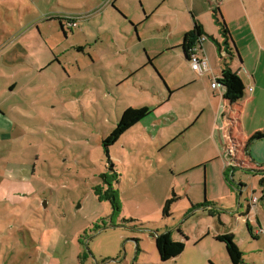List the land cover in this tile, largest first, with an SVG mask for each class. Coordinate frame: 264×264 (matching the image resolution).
<instances>
[{
    "label": "rangeland",
    "instance_id": "obj_1",
    "mask_svg": "<svg viewBox=\"0 0 264 264\" xmlns=\"http://www.w3.org/2000/svg\"><path fill=\"white\" fill-rule=\"evenodd\" d=\"M92 1L0 0V185L18 188L22 200L0 201V264H233L216 239L227 232L241 264H264L261 177L240 167L227 173L230 190L215 175L209 190L204 179L189 187L172 168L191 145L180 138L163 146L153 118H142L145 143L135 126L114 138L127 106L157 102L130 89L141 77L164 88L157 66L163 70L164 56L149 62L145 44L117 51L111 39L126 38L118 32H131L125 46L135 42L136 17L109 0ZM137 3L128 2L139 12ZM70 16L81 26H68ZM137 64V76L118 85ZM186 188L197 190L198 201ZM205 198L218 203L192 210ZM7 204L18 216L6 213ZM166 231L185 249L162 261L155 236Z\"/></svg>",
    "mask_w": 264,
    "mask_h": 264
},
{
    "label": "crops",
    "instance_id": "obj_2",
    "mask_svg": "<svg viewBox=\"0 0 264 264\" xmlns=\"http://www.w3.org/2000/svg\"><path fill=\"white\" fill-rule=\"evenodd\" d=\"M99 2L100 0L92 1L95 4L93 7ZM128 2L129 0H109L106 3L107 6L111 4L120 10L121 7L130 8L129 10L133 12L130 15L136 17V20L132 19L135 35L130 39H134L135 42L125 46L127 43L125 40L131 32L124 29L118 32L119 36L123 34L126 37L123 38V43L117 37L111 39V45L117 47V51H123L136 44L143 46L145 44L144 48L148 51L151 62L155 58L152 59L150 56L157 58L164 56L160 63L163 70L159 64L157 66L162 73L165 87L158 88L146 84L142 81L143 77L140 83L135 81L132 84L130 92L149 93L147 98L158 100L148 104L142 102L127 106L123 118L119 120V123L129 124V129L126 128L123 134L133 132L135 126L138 139L145 143L142 136L144 132H148V125L142 124V118L147 117L153 118L152 125L161 137L163 146L180 138L188 141L187 145L192 147L191 152L178 156L172 173L184 176L189 187L193 184L201 186L204 179L209 190L211 175H215L219 185L230 190L228 169L231 174L235 168L240 167L263 170L264 138L254 140L248 151L245 150V145L251 137L264 132V0H137L139 12L136 11V5L130 6ZM218 11L226 21L238 51L230 65L239 73L246 86V95L239 103L231 104L226 99L224 86L214 88L212 85L220 78L223 70V57L220 55L217 42H222L224 37L214 17V13ZM197 23L203 26L206 37L205 40L199 41L198 54L207 58L209 64L208 69L202 73L192 69L182 48L185 33L192 31ZM77 25L74 27H80V22ZM154 30L157 31L152 32ZM120 46L123 47L122 50H119ZM166 56L169 60H165ZM137 65L135 67L138 68L140 64ZM137 68H130L128 75L118 78V85H124L129 82L128 79H133L140 69ZM153 115L155 116L152 117ZM167 130H175L170 138L163 137ZM150 133L152 136L156 134ZM206 142L210 145L202 146ZM225 143H229L227 155ZM5 180L13 183L10 178L2 181ZM19 192L18 188L0 185V201L9 200L18 205L22 203L17 195ZM196 193L198 192L194 188L185 189V194L194 202L198 201ZM212 201L218 203V199ZM13 210L14 208L7 204L6 213L18 216ZM220 234L224 233L217 235ZM5 239L3 232L0 231V259ZM42 255L39 261L43 258V262H46L49 256Z\"/></svg>",
    "mask_w": 264,
    "mask_h": 264
},
{
    "label": "trees",
    "instance_id": "obj_3",
    "mask_svg": "<svg viewBox=\"0 0 264 264\" xmlns=\"http://www.w3.org/2000/svg\"><path fill=\"white\" fill-rule=\"evenodd\" d=\"M214 17L217 23L220 25L221 33L224 37L222 42H217L220 55L223 57V70L220 78H218L217 81L226 88V99L231 104L239 103L243 100L246 95V86L239 73L235 71L230 65V61L234 57H236L238 51L235 47L233 38L226 24V21L223 19V17L220 16L219 11L214 13ZM204 34V28L199 23L194 26V29L192 31L185 33L182 48L187 58L190 57V55L192 54L193 47L196 45V43L200 41ZM149 62H151V59H149ZM128 125L129 124H127L126 122H122V127H120L119 132L116 133L114 138L116 136H119L121 134V130L123 129L124 131L128 127ZM263 138L264 132H259L257 136L251 137L246 142L245 150H249V147L251 146L254 140ZM249 170L253 171L255 175H262L260 179V184L264 186V169ZM228 171L230 170L228 169ZM170 204L171 200H168L164 209L165 213L168 212ZM210 205L215 206L216 202L205 200L203 203L197 204L192 210L200 207H210ZM234 238L235 235L233 233H224L216 236L217 240L222 241L226 244L227 251L232 263L241 264L243 261V253L238 247ZM155 239L156 247L162 261H167L179 256L185 249V243L181 240H175L171 231L156 234Z\"/></svg>",
    "mask_w": 264,
    "mask_h": 264
},
{
    "label": "built area",
    "instance_id": "obj_4",
    "mask_svg": "<svg viewBox=\"0 0 264 264\" xmlns=\"http://www.w3.org/2000/svg\"><path fill=\"white\" fill-rule=\"evenodd\" d=\"M77 18L78 17H71V16L67 17V24L69 26H76L78 23ZM205 39H206V37L203 35L202 38L200 39V41L205 40ZM198 50H199V42L196 43V45L193 47L192 54L190 55V57L188 59H189V62L191 63L192 69H194L195 71H197L199 73H202L204 70L208 69L209 64H208L207 58L202 57L198 54ZM212 85L214 88H216L221 84L217 80H215ZM251 90H252V88H251ZM256 200L257 199L255 198V201ZM252 202H254L253 199H252ZM250 205L253 207V204H251V202H250Z\"/></svg>",
    "mask_w": 264,
    "mask_h": 264
},
{
    "label": "flooded vegetation",
    "instance_id": "obj_5",
    "mask_svg": "<svg viewBox=\"0 0 264 264\" xmlns=\"http://www.w3.org/2000/svg\"><path fill=\"white\" fill-rule=\"evenodd\" d=\"M68 25V24H67ZM69 26V25H68ZM70 27H74V26H70Z\"/></svg>",
    "mask_w": 264,
    "mask_h": 264
}]
</instances>
